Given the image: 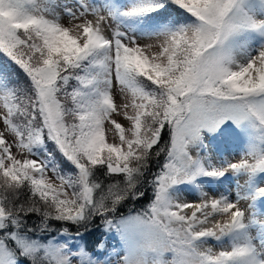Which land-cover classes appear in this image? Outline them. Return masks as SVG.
<instances>
[{
	"label": "snow or ice",
	"instance_id": "snow-or-ice-1",
	"mask_svg": "<svg viewBox=\"0 0 264 264\" xmlns=\"http://www.w3.org/2000/svg\"><path fill=\"white\" fill-rule=\"evenodd\" d=\"M0 125V264H264V0H0Z\"/></svg>",
	"mask_w": 264,
	"mask_h": 264
},
{
	"label": "rangeland",
	"instance_id": "rangeland-1",
	"mask_svg": "<svg viewBox=\"0 0 264 264\" xmlns=\"http://www.w3.org/2000/svg\"><path fill=\"white\" fill-rule=\"evenodd\" d=\"M114 95H115V97H116L117 103L119 104V103H120V95H119V92H118V85H114ZM114 118L117 119V120H119L121 123H123V124L125 125V127L128 126V125H127V121H125V120L123 119L122 116H119V115H115V114H114ZM0 127H2V125H0ZM109 136L111 137V133H109ZM235 158H238V156L235 157ZM192 198H193V197H189V199H192ZM209 243H210L213 247H217V245L215 244V242L210 241Z\"/></svg>",
	"mask_w": 264,
	"mask_h": 264
},
{
	"label": "trees",
	"instance_id": "trees-1",
	"mask_svg": "<svg viewBox=\"0 0 264 264\" xmlns=\"http://www.w3.org/2000/svg\"><path fill=\"white\" fill-rule=\"evenodd\" d=\"M144 203H145L144 201H141L140 204L137 205V207L142 206Z\"/></svg>",
	"mask_w": 264,
	"mask_h": 264
},
{
	"label": "bare ground",
	"instance_id": "bare-ground-1",
	"mask_svg": "<svg viewBox=\"0 0 264 264\" xmlns=\"http://www.w3.org/2000/svg\"><path fill=\"white\" fill-rule=\"evenodd\" d=\"M231 158V157H230ZM189 198V197H188Z\"/></svg>",
	"mask_w": 264,
	"mask_h": 264
}]
</instances>
